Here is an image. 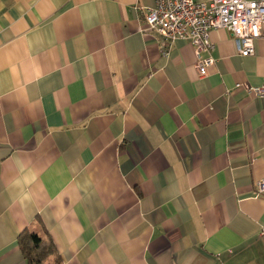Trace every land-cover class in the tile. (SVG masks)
<instances>
[{"label": "crops", "instance_id": "crops-1", "mask_svg": "<svg viewBox=\"0 0 264 264\" xmlns=\"http://www.w3.org/2000/svg\"><path fill=\"white\" fill-rule=\"evenodd\" d=\"M153 5L0 0V264L36 218L63 264H264V37L201 77Z\"/></svg>", "mask_w": 264, "mask_h": 264}, {"label": "built area", "instance_id": "built-area-1", "mask_svg": "<svg viewBox=\"0 0 264 264\" xmlns=\"http://www.w3.org/2000/svg\"><path fill=\"white\" fill-rule=\"evenodd\" d=\"M143 28L158 34L167 46L176 40L188 41L195 50L198 74L203 77L214 63L210 56L213 30L230 34L237 55H254L255 41L264 37V0H154L153 7L145 10ZM235 88L264 95V86L236 84ZM263 186L264 180L257 182L258 190Z\"/></svg>", "mask_w": 264, "mask_h": 264}, {"label": "trees", "instance_id": "trees-1", "mask_svg": "<svg viewBox=\"0 0 264 264\" xmlns=\"http://www.w3.org/2000/svg\"><path fill=\"white\" fill-rule=\"evenodd\" d=\"M17 246L25 264H63L51 234L38 218L18 234Z\"/></svg>", "mask_w": 264, "mask_h": 264}]
</instances>
